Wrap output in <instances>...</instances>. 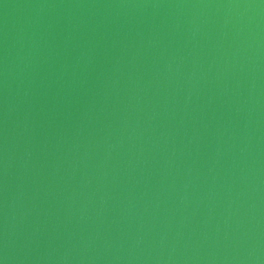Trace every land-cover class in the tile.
<instances>
[{"label":"water","instance_id":"obj_1","mask_svg":"<svg viewBox=\"0 0 264 264\" xmlns=\"http://www.w3.org/2000/svg\"><path fill=\"white\" fill-rule=\"evenodd\" d=\"M0 264H264V0H0Z\"/></svg>","mask_w":264,"mask_h":264}]
</instances>
